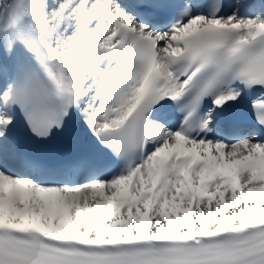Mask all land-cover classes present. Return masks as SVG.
<instances>
[{
    "label": "snow or ice",
    "instance_id": "1",
    "mask_svg": "<svg viewBox=\"0 0 264 264\" xmlns=\"http://www.w3.org/2000/svg\"><path fill=\"white\" fill-rule=\"evenodd\" d=\"M0 264H264V0H0Z\"/></svg>",
    "mask_w": 264,
    "mask_h": 264
}]
</instances>
